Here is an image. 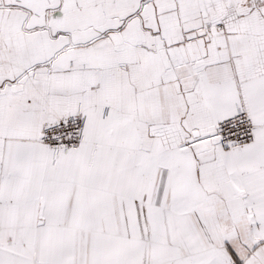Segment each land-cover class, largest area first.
<instances>
[{"label": "snow or ice", "instance_id": "obj_1", "mask_svg": "<svg viewBox=\"0 0 264 264\" xmlns=\"http://www.w3.org/2000/svg\"><path fill=\"white\" fill-rule=\"evenodd\" d=\"M0 264H264V0H0Z\"/></svg>", "mask_w": 264, "mask_h": 264}]
</instances>
